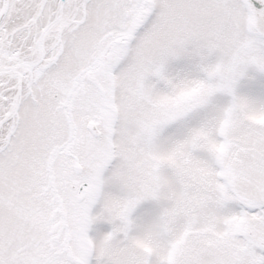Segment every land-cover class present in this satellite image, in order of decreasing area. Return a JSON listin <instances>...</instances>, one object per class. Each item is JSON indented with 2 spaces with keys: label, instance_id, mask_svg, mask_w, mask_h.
Wrapping results in <instances>:
<instances>
[{
  "label": "snow or ice",
  "instance_id": "snow-or-ice-1",
  "mask_svg": "<svg viewBox=\"0 0 264 264\" xmlns=\"http://www.w3.org/2000/svg\"><path fill=\"white\" fill-rule=\"evenodd\" d=\"M0 264H264V0H0Z\"/></svg>",
  "mask_w": 264,
  "mask_h": 264
}]
</instances>
